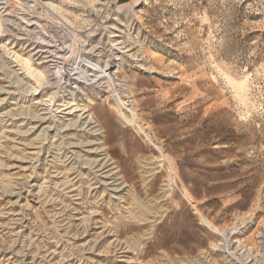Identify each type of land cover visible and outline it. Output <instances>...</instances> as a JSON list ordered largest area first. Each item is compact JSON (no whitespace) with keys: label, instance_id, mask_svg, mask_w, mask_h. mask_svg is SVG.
Masks as SVG:
<instances>
[{"label":"rangeland","instance_id":"rangeland-1","mask_svg":"<svg viewBox=\"0 0 264 264\" xmlns=\"http://www.w3.org/2000/svg\"><path fill=\"white\" fill-rule=\"evenodd\" d=\"M60 9L63 66L0 18V264H264V0Z\"/></svg>","mask_w":264,"mask_h":264},{"label":"built area","instance_id":"built-area-1","mask_svg":"<svg viewBox=\"0 0 264 264\" xmlns=\"http://www.w3.org/2000/svg\"><path fill=\"white\" fill-rule=\"evenodd\" d=\"M62 2L0 0V18L5 31L16 41L24 43L39 64L63 66L79 47L81 28L60 9ZM54 5L57 6L55 9ZM117 57L112 59L120 61L121 57Z\"/></svg>","mask_w":264,"mask_h":264},{"label":"bare ground","instance_id":"bare-ground-1","mask_svg":"<svg viewBox=\"0 0 264 264\" xmlns=\"http://www.w3.org/2000/svg\"><path fill=\"white\" fill-rule=\"evenodd\" d=\"M1 19H0V32H1ZM106 70V69H105ZM105 75H108V74H105ZM99 77V76H98ZM108 77V76H107ZM83 78V77H82ZM85 78V77H84ZM110 80V79H109ZM112 81V78H111V80H110V82ZM113 82V81H112ZM122 102V101H121ZM123 104V103H122ZM123 106V105H122ZM122 112V111H121ZM122 114V116H123V118L125 119V120H127L126 119V116H125V114L124 113H121ZM128 122V121H127ZM42 123V122H41ZM91 125V124H90ZM102 160V162H103V164H100V167H102L103 169L104 168H107L108 166H110V165H108V161L106 160V158H103V159H101ZM107 161V162H106ZM110 169V168H109ZM107 170V169H106ZM112 173V172H111ZM109 177V176H108ZM115 178V177H114ZM117 180V179H116Z\"/></svg>","mask_w":264,"mask_h":264}]
</instances>
